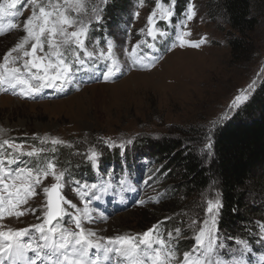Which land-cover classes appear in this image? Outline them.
I'll return each mask as SVG.
<instances>
[{
  "label": "rangeland",
  "instance_id": "obj_1",
  "mask_svg": "<svg viewBox=\"0 0 264 264\" xmlns=\"http://www.w3.org/2000/svg\"><path fill=\"white\" fill-rule=\"evenodd\" d=\"M101 1L110 4L111 0ZM209 1L188 0L187 4L181 6L182 12L175 13L176 6L179 5L178 0H160L165 7L172 9L173 16L168 21H162L157 14L154 18V39L147 34V19L151 12L156 11L157 0H131L127 9L120 14V18L123 17L120 21L123 22L112 27L104 25L101 7L96 5L98 0H83L86 5L84 19L93 16L94 8L98 9L102 16L99 22L93 18L89 25L91 40H86L89 50L95 48L99 54L101 49L107 50L108 46L104 42H110L122 71L104 81L102 73L106 70L107 62L93 59L99 69L98 72L92 71L96 80H99L96 83H90L92 81H89L86 75L88 66L84 63L83 66L73 67V80L63 90L44 89L41 93L26 98L19 94V88L5 90V86H0V159H5V166L13 171L21 167L31 168L35 174L46 169L48 163H53L56 165L57 174L64 173L61 195L76 204L81 212L84 205L88 204V218L82 220L85 229L93 230L97 234L96 238H103L105 242L117 235L136 237L149 229H153L154 234L158 231L161 234L159 238L164 239L166 246L173 247L176 252V259L171 264H178L183 259V253L195 247L194 237L198 228L203 226L202 221L207 216V211L205 210L199 219L188 217V228H179V236L176 234V228L168 226L173 220L170 215L161 216L162 222L153 224L154 226H147L146 222L142 221L147 215L142 216L141 210L159 205V201L164 198V187L157 182L156 176H159L166 166L163 165L162 159L152 161L147 157L149 145L163 139L181 140L185 135H189L185 143V148L188 149L192 144L191 140L195 138L194 134L199 129H205L206 138L201 149L203 155L209 159L212 150L209 154V150L205 148L208 138L211 137L213 144L216 129L237 119L239 111L251 101L264 79V19L257 29L252 30L244 54L237 58L232 55L227 38L230 29L223 16L214 13L212 17L208 8ZM44 2L47 3V0ZM189 5L195 6L196 16L192 21L187 20ZM31 14L32 5L24 3L20 16L5 17L0 21L5 25L3 32H0V63H3L4 55L26 36L23 24ZM9 20L16 23L17 27H8ZM71 30L73 29L70 28L69 31ZM159 32H164L165 35L160 36ZM182 33H187L184 35L186 43L183 47L177 39ZM165 36L166 51L159 53L153 47L162 42ZM201 39L205 42L199 47L188 44ZM149 44L153 47L149 48ZM134 47L136 62L130 58ZM26 48L30 50L31 42ZM140 50L144 52H139ZM37 54L43 55L40 52ZM12 55L16 56L18 53ZM80 55L83 56V53ZM152 55L160 56L158 60H153ZM16 66H21V61H17ZM68 86L69 94L60 98L57 94H61ZM237 95H245L247 99L233 106ZM4 140L17 144L19 151L3 144ZM53 140H60L62 143L53 144ZM129 140L131 143H126ZM109 141L114 142L115 146H108ZM121 143H125V146L120 147ZM34 149L36 152L31 157L20 155L21 152L27 153ZM60 150H66L72 155L74 167L79 165L80 169L82 166L88 169L74 173L72 177L69 171L71 168L66 169L61 162L64 155H58L57 160H47L40 165L44 154H53ZM93 152L97 153L95 163L90 160ZM9 154L21 161L15 165H7L6 158ZM116 154L120 157V161L115 160L118 162L114 161L117 159ZM41 157L43 158L40 159ZM135 157L139 158L138 166H141L139 183L135 182L139 188L137 194L135 184H126V179H122V184H118L119 181L115 179L116 169H128L129 161ZM35 158L39 160L34 161ZM114 163H120L124 169L119 170ZM258 175L264 176V169L259 171ZM55 182L51 175L42 178L28 202L18 207L17 210L24 214L19 217L5 214L0 218V230L29 228L35 234L31 226L42 222L46 209L47 196L43 188L50 187ZM92 184L103 185L108 191L102 192L103 199L90 198V195L81 198L78 195L77 185L83 186L79 188L86 192ZM215 199H219L221 203L220 195L212 190L207 200ZM248 204L260 208L264 205V196L251 193L248 196ZM64 206L69 211H75L69 205ZM221 208L217 214V228L219 240L226 245L221 258L226 259L227 253L242 245L239 243L241 241L256 243L259 248L264 246L261 242V237L264 236V217L259 219V216H254L255 224L247 222L232 232L234 234H225L219 228ZM193 221L196 223L193 224ZM163 225L167 229L164 235L161 229H156V226ZM64 226L77 230L74 224L69 223L67 217ZM250 230H253L251 236ZM169 232H172L171 237ZM241 232L244 233L241 235ZM24 239L27 241L29 237ZM155 239L156 237H153V240ZM156 244L158 243H153V249ZM178 244L182 249L187 247V250L180 254L176 248ZM141 247L143 249V246ZM95 253L96 249L90 250L91 256L95 257ZM32 255L30 252L29 256ZM99 256L103 264H118L120 260L115 256L114 261L106 262L102 254ZM218 257L219 255L213 258ZM146 262L150 264L147 257Z\"/></svg>",
  "mask_w": 264,
  "mask_h": 264
},
{
  "label": "snow or ice",
  "instance_id": "obj_2",
  "mask_svg": "<svg viewBox=\"0 0 264 264\" xmlns=\"http://www.w3.org/2000/svg\"><path fill=\"white\" fill-rule=\"evenodd\" d=\"M24 3L32 5V14L23 24L26 36L4 55L3 63H0V70H2L0 71V86H5V90L19 88V94L26 98L39 94L44 89L63 90L73 80L74 65L83 66L85 58L107 62L106 70L102 73L104 81H108L122 71L117 64L110 42L107 50L101 49L99 54L96 53L95 48L89 50L86 44V40H91L89 25L92 19L94 18L96 22L102 19L98 9L94 8L93 16L86 20L83 18L86 12L83 0H62V2L61 0H47V3L44 0H2L0 21H3L5 17H18L20 10L17 6H23ZM194 8V5L188 6V21H192L196 16ZM157 14L160 20L168 21L173 16V11L157 0L156 11L151 12L147 19L149 25L147 34L154 39L156 36L154 18ZM4 27L5 25L0 22V32H3ZM8 27L16 28L17 24L9 20ZM70 28L73 30L69 31ZM186 34L182 33L177 37L181 47L186 43L184 40ZM159 35L164 36L165 33L159 32ZM30 42L29 50L26 45ZM204 42V39H201L195 43L188 42V44L192 47H199ZM45 45L47 51H45ZM148 47L152 48L153 45L149 44ZM38 52L43 55H38ZM135 52L134 47L130 54L133 62L137 60ZM12 53H18V55L13 56ZM80 53H83V56ZM17 61H21V66H16ZM246 99L245 95H237L233 106ZM52 143L60 144L62 141L53 140ZM107 143L110 147L115 146L112 141ZM126 143H131V141ZM3 144L19 151V146L9 140H4ZM124 146L125 143L120 144V147ZM212 147L211 137H209L205 144L209 154ZM35 152L34 149L27 153L21 152L20 155L26 154L31 157ZM96 156L97 153L93 152L90 157L93 163H95ZM17 159L18 157L9 154L6 158L7 165L16 163ZM55 168L56 165L48 163L46 169L35 174L31 168L27 167L13 171L5 166V159H0V218L5 214L17 217L23 215V212L17 210L18 207L28 202V198L34 194L42 178L51 175L56 181L50 187L43 188L47 196L46 209L42 222L31 226L35 234L29 228L0 230V264H102L99 255L95 257L90 255L92 249H96L97 252L102 251L104 260L115 255L123 261V264H146L145 257L150 264H171L175 261L176 252L173 247L166 246V241L159 236L153 240V229L136 237L117 235L108 238L106 242L103 238L97 239V234L91 229H85L82 223V220L88 218V204L84 205L83 212H81L76 204L61 195L60 190L63 186L61 181L64 173L57 174ZM97 189L101 192L105 190L103 185L92 184L86 192L78 187L77 193L81 198L90 195V198L99 199L96 195ZM64 205H69L75 211H69ZM221 207L219 199L207 201V216L202 221L203 226L198 228V233L194 237L195 247L184 252L183 259L178 264H221L219 259H213L214 256L223 255L226 250L224 242L219 240L217 228V214ZM65 217L68 218L69 223L75 225L77 230L64 226ZM195 223L196 221H193V224ZM175 231L179 236L180 229L177 228ZM168 235L171 237L172 232ZM25 237L29 239L25 241ZM154 242L160 247L153 249ZM261 242L264 243V236L261 237ZM239 243L243 245V250L238 249V255L233 254L227 258L239 260V264H250V261L244 259V253L251 251L248 243L246 241ZM30 252L33 253L32 256H29ZM193 253L197 254L193 255ZM261 259L264 260V257Z\"/></svg>",
  "mask_w": 264,
  "mask_h": 264
},
{
  "label": "trees",
  "instance_id": "obj_3",
  "mask_svg": "<svg viewBox=\"0 0 264 264\" xmlns=\"http://www.w3.org/2000/svg\"><path fill=\"white\" fill-rule=\"evenodd\" d=\"M130 1L111 0L110 4L107 1L104 4L105 2L98 0L96 5L101 7L104 25L117 26L123 18H120V14L127 9ZM178 3L176 9L180 13L181 6L187 4L188 0H178ZM208 8L212 17L214 13L223 16L230 29L227 38L232 55L241 57L252 30L257 29L264 19V0H210ZM194 135L188 149L185 148V143L189 135L181 140L163 139L149 145L147 157L152 161L162 159L166 166L156 176L157 182L164 187V198L159 201V205L141 210L142 216L147 215L142 221L147 226L156 225L162 222L161 216L170 215L173 220L168 226L176 229L188 228V217H202L207 209V197L212 190L221 198L219 228L225 234H234L232 232L247 222L255 224L257 216L263 219L264 205L260 208L257 205L250 206L248 196L251 193L264 196V176L258 175L264 169V79L251 101L239 111L237 119L216 129L209 159L203 155L201 149L205 143V129H199ZM44 155L46 160H57L58 155H64L61 162L66 169L71 168L69 171L72 177L74 173L88 169L83 166L80 169L79 165L74 167L72 155L66 150ZM115 157L117 159L114 161H120L118 154ZM139 162V158L135 157L129 164L138 166ZM120 165L119 163L115 167ZM135 169L138 173L140 167ZM163 228L167 232L165 225ZM251 231L253 230H250V236ZM176 248L180 254L187 250V247L182 249L179 244Z\"/></svg>",
  "mask_w": 264,
  "mask_h": 264
},
{
  "label": "bare ground",
  "instance_id": "obj_4",
  "mask_svg": "<svg viewBox=\"0 0 264 264\" xmlns=\"http://www.w3.org/2000/svg\"><path fill=\"white\" fill-rule=\"evenodd\" d=\"M176 52V51H175ZM174 54V53H173ZM0 100H2V98L0 99Z\"/></svg>",
  "mask_w": 264,
  "mask_h": 264
}]
</instances>
